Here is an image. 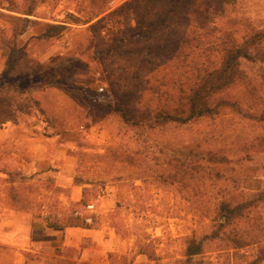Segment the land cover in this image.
Masks as SVG:
<instances>
[{
  "label": "rangeland",
  "instance_id": "rangeland-1",
  "mask_svg": "<svg viewBox=\"0 0 264 264\" xmlns=\"http://www.w3.org/2000/svg\"><path fill=\"white\" fill-rule=\"evenodd\" d=\"M129 1L0 0L30 16L15 23L28 28L24 38L0 28L1 113L70 144L74 181L84 189L83 203L68 201L69 190L52 177L24 174L22 160L0 148V214L30 213L69 227L77 212L96 204L92 227L105 233L93 260L84 251L92 245L48 244L33 248L26 264H264V197H256L264 191V123L226 110L151 129L127 125L109 109L120 102L142 114L161 102L153 91L163 68L150 75L153 63L138 53L152 41L124 36L136 26L122 9ZM223 19L264 26V0H225ZM48 25L64 29L46 38ZM211 159L219 163L214 171ZM224 199L248 205L227 227L219 211ZM200 244L202 253L188 256L189 246ZM11 255L0 247V264H15Z\"/></svg>",
  "mask_w": 264,
  "mask_h": 264
},
{
  "label": "trees",
  "instance_id": "trees-1",
  "mask_svg": "<svg viewBox=\"0 0 264 264\" xmlns=\"http://www.w3.org/2000/svg\"><path fill=\"white\" fill-rule=\"evenodd\" d=\"M103 1L107 4L112 0ZM122 9L131 13L136 23L134 28L126 29L125 39L152 41L148 49L138 52L143 62L153 63L150 75L163 68L153 91L161 99L155 108L138 114L124 103L109 106L125 124H149L151 129L169 124L184 126L220 116L226 110L243 112L244 118L264 123V26L224 20L225 0H131ZM101 14L97 12L93 19ZM216 15L221 19L215 22ZM16 22L26 24L29 19L13 20L16 32L24 31L26 25L18 30ZM48 28L46 38L64 29L60 25ZM213 29L214 35L210 33ZM246 65H254L257 70L250 75ZM147 80L149 86L151 79ZM126 95L130 97L131 93ZM217 161H206L211 171L219 164ZM256 197L263 198L264 191ZM247 206L244 200L221 201L219 211L226 220L221 226L243 218ZM66 226L92 227L83 217ZM202 251L201 244L191 245L188 256ZM260 260L264 261V256Z\"/></svg>",
  "mask_w": 264,
  "mask_h": 264
},
{
  "label": "crops",
  "instance_id": "crops-1",
  "mask_svg": "<svg viewBox=\"0 0 264 264\" xmlns=\"http://www.w3.org/2000/svg\"><path fill=\"white\" fill-rule=\"evenodd\" d=\"M0 11L3 12L0 14L2 30L6 33L13 31L19 38L27 36L28 28L16 32L13 20L28 19L30 16L1 4ZM0 148H5L9 153L12 151L13 156L22 160L19 170L24 174L38 178L52 177L57 186L70 191L68 201L82 203L84 189L74 181L75 155L72 146L63 143L59 134L44 135L35 129H24L12 116L7 117L0 110ZM8 211L0 216V247L12 252L10 260L15 264L28 263L33 248H42L48 244L55 248L92 245L90 249L84 250L86 259L92 260L94 249L101 247L105 233L103 227H52L49 221L33 218L30 213Z\"/></svg>",
  "mask_w": 264,
  "mask_h": 264
},
{
  "label": "built area",
  "instance_id": "built-area-1",
  "mask_svg": "<svg viewBox=\"0 0 264 264\" xmlns=\"http://www.w3.org/2000/svg\"><path fill=\"white\" fill-rule=\"evenodd\" d=\"M99 91L104 92V89L100 88ZM96 207H97L96 204L91 202L84 207L85 215L80 212H77V215L84 218L85 224L92 226L95 223L94 214H96V210H97Z\"/></svg>",
  "mask_w": 264,
  "mask_h": 264
}]
</instances>
